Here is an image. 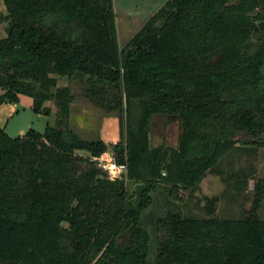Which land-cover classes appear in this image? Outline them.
Returning <instances> with one entry per match:
<instances>
[{
  "label": "trees",
  "instance_id": "1",
  "mask_svg": "<svg viewBox=\"0 0 264 264\" xmlns=\"http://www.w3.org/2000/svg\"><path fill=\"white\" fill-rule=\"evenodd\" d=\"M3 3L0 103L25 93L34 111L50 114L52 99L57 114L42 131L0 126V264H264V178L239 217L213 215L217 196L201 217L166 200L153 260L142 216L160 184L195 185L239 133L246 147L264 145V0H165L122 46L113 0ZM58 76L124 109L125 135L111 144L76 133ZM156 113L177 119L176 145L151 146ZM109 146L124 178L94 158Z\"/></svg>",
  "mask_w": 264,
  "mask_h": 264
},
{
  "label": "rangeland",
  "instance_id": "2",
  "mask_svg": "<svg viewBox=\"0 0 264 264\" xmlns=\"http://www.w3.org/2000/svg\"><path fill=\"white\" fill-rule=\"evenodd\" d=\"M114 1L117 11V41L118 45L122 46L165 0ZM124 9L133 15L135 18L133 22L132 20L121 19V13L124 12ZM5 12L3 0H0V36L5 35L7 22L4 18ZM126 28H129L130 34L127 33ZM57 81L58 84H69L71 87L73 99L70 105L68 123L82 138H101L112 144L125 135L124 109L111 107L104 100L100 103L101 99L97 96L96 101L95 99L92 100L85 92L87 86L85 79L58 76ZM45 104L51 106L50 114L34 111L32 97L25 93H20L15 101H3L0 103V126H3L10 136L21 134L29 127L42 131L47 123L52 124L54 122L57 114V107L52 99L46 100ZM120 117L123 121V134L119 130ZM180 131L181 126L175 117L157 114L151 120L150 144L151 146H157L161 143L176 145ZM245 138H247L245 135L239 133L237 145L225 152L214 164L213 169L207 171L195 185L182 186L176 191L170 192L167 187L160 184L158 190L152 192V200L142 212L145 227L150 232L151 237L150 260H153L159 242L165 235L164 230L156 226V220L164 211L172 209V204L166 203V200L173 202L183 213L200 217L207 215L208 198L212 196H217L213 212V215L217 217H239L251 206L254 196V181L258 178H264V145L246 147L252 143L244 142ZM76 152L83 155L89 154L86 150H76ZM104 152L116 160L115 151L111 146ZM106 174L108 177L107 172ZM118 178H124V174ZM133 187L134 185H130L129 190ZM258 213L264 219V194ZM63 224L66 225L67 223L64 222ZM127 236L128 232H124L118 236V239Z\"/></svg>",
  "mask_w": 264,
  "mask_h": 264
},
{
  "label": "built area",
  "instance_id": "3",
  "mask_svg": "<svg viewBox=\"0 0 264 264\" xmlns=\"http://www.w3.org/2000/svg\"><path fill=\"white\" fill-rule=\"evenodd\" d=\"M97 160L98 165L108 173V177L115 178L119 177L126 171V164L119 163L112 158V156H107V153H101L98 156H94Z\"/></svg>",
  "mask_w": 264,
  "mask_h": 264
},
{
  "label": "crops",
  "instance_id": "4",
  "mask_svg": "<svg viewBox=\"0 0 264 264\" xmlns=\"http://www.w3.org/2000/svg\"><path fill=\"white\" fill-rule=\"evenodd\" d=\"M115 1L113 0V7H114V11H115V24H116V31H117V33H118V26H117V22H116V14H117V11L115 10V3H114ZM121 19H123V20H126V21H128V20H132V22L135 20V18L133 17V15L127 10V9H124V12L123 13H121ZM131 23V22H130ZM125 26H126V24H125ZM126 31L128 30V32L127 33H129L130 32V30H129V28H126L125 29ZM131 33V32H130ZM129 33V34H130ZM133 33V32H132ZM20 95V94H19ZM23 133V132H22ZM21 133V134H22Z\"/></svg>",
  "mask_w": 264,
  "mask_h": 264
},
{
  "label": "water",
  "instance_id": "5",
  "mask_svg": "<svg viewBox=\"0 0 264 264\" xmlns=\"http://www.w3.org/2000/svg\"><path fill=\"white\" fill-rule=\"evenodd\" d=\"M157 114H159V115H161V116H164V114H162V113H156V114H153V117H154L155 115H157Z\"/></svg>",
  "mask_w": 264,
  "mask_h": 264
}]
</instances>
